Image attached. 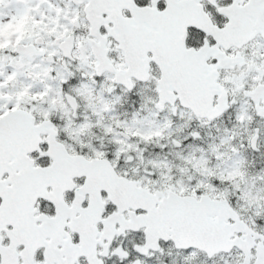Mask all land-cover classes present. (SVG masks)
Listing matches in <instances>:
<instances>
[{
    "label": "snow or ice",
    "instance_id": "snow-or-ice-1",
    "mask_svg": "<svg viewBox=\"0 0 264 264\" xmlns=\"http://www.w3.org/2000/svg\"><path fill=\"white\" fill-rule=\"evenodd\" d=\"M0 264H264V0H0Z\"/></svg>",
    "mask_w": 264,
    "mask_h": 264
}]
</instances>
